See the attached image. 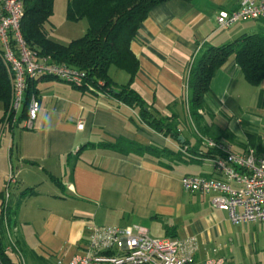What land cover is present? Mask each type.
Listing matches in <instances>:
<instances>
[{"label":"crops","instance_id":"obj_1","mask_svg":"<svg viewBox=\"0 0 264 264\" xmlns=\"http://www.w3.org/2000/svg\"><path fill=\"white\" fill-rule=\"evenodd\" d=\"M237 7L236 0H168L149 11L129 42L138 62L130 88L182 140L154 131L136 110L95 89L53 77L29 82L28 98L39 102L31 129L22 127L25 105L11 123L0 102V212L12 169L11 226L31 263L66 264L95 224L139 225L156 238L194 237V264L215 258L264 264V221L232 224L225 210L213 207L210 194L185 191L180 183L184 175L220 177L203 156L188 113L186 80L192 58L206 47L264 29V18L254 20L252 29L239 22L218 29L217 14ZM80 25L59 36L50 21L48 37L66 45L86 31L87 21ZM113 69L112 81L125 84L129 75ZM198 113L200 132L235 152L251 147L264 154V81L249 84L234 55L215 71ZM116 142L118 148L108 146ZM183 146L194 158L180 152ZM3 241L6 246L5 235Z\"/></svg>","mask_w":264,"mask_h":264},{"label":"built area","instance_id":"obj_2","mask_svg":"<svg viewBox=\"0 0 264 264\" xmlns=\"http://www.w3.org/2000/svg\"><path fill=\"white\" fill-rule=\"evenodd\" d=\"M238 7L217 14V28L226 29L242 20L264 18V0H236ZM23 16L22 0H0V56L10 74L11 99L5 114L6 121L17 122L16 114L24 105L28 82L39 77H53L75 86H82L85 73L81 70L53 63L39 57L30 49L20 33ZM87 88L92 89L89 85ZM39 102L31 96L22 127L31 129L37 116ZM83 124L79 122L77 128ZM205 150L218 152L210 157L220 177L184 175L182 188L188 192L210 194L213 207L225 210L232 224L264 221V154L248 147L233 151L211 137L198 134ZM185 156L194 158L187 146L179 148ZM16 183L15 172L7 175L2 192L1 211L7 243L5 251H16L25 264L16 243L15 229L7 225L6 212L10 207V188ZM81 248L66 264H194V237H151L139 225H91ZM61 262H58L60 264ZM196 264H225L222 258L207 259Z\"/></svg>","mask_w":264,"mask_h":264},{"label":"trees","instance_id":"obj_3","mask_svg":"<svg viewBox=\"0 0 264 264\" xmlns=\"http://www.w3.org/2000/svg\"><path fill=\"white\" fill-rule=\"evenodd\" d=\"M23 16L20 21L21 37L27 46L39 57L69 66L85 73L84 85H89L106 96L136 110L140 121L151 129L177 140L179 132L174 126L163 123L152 116L141 97L130 88L137 71L138 62L129 49V42L135 36L139 24L155 6L168 0H66V19L87 21L86 31L79 37L62 45L48 37V25L53 13L55 0H22ZM234 55L244 79L251 85L264 81V29L239 37L219 46H209L192 58L187 74L188 113L200 135V114L204 106V96L209 92L210 80L215 71L230 56ZM126 72L129 79L125 84H116L109 76V68ZM0 56V102L4 115L9 109L11 99V79ZM30 82V81H29ZM25 91L24 118L27 113L28 86ZM150 115V116H149ZM23 117V116H22ZM209 137V136H207ZM213 138V137H211ZM216 140L215 138H213ZM217 141V140H216ZM186 140L182 143L185 144ZM118 148L119 144L108 145ZM152 154L159 151L145 148ZM187 151H190L187 147ZM219 154L205 150L203 156L213 157ZM10 207L6 212L7 225L11 226ZM4 224L0 212V264H13L5 252ZM17 243V240H16Z\"/></svg>","mask_w":264,"mask_h":264},{"label":"rangeland","instance_id":"obj_4","mask_svg":"<svg viewBox=\"0 0 264 264\" xmlns=\"http://www.w3.org/2000/svg\"><path fill=\"white\" fill-rule=\"evenodd\" d=\"M65 14H66V0H55L53 3V13L50 17V21L54 25V28L59 29V31H57V35H59V36L66 34V30L69 29V26H71V24L77 28V27L81 26L80 24H84V21H85V19H82V20H84L83 22L81 21V23H79V25H75L77 23H74V21H70V20L66 19ZM70 22H71V24H70ZM253 22H255V21L246 19V20L239 21L238 25H243V26L247 27V29H252L249 27H251ZM249 31H251V30H247V33ZM113 70H115L119 74H122V72L118 71L116 68H114ZM21 254H22V258L24 259L25 264H38V262L31 263V260L29 259V257H27L28 254H25L22 251H21ZM8 255H9L13 264H21V256H19L16 251H14V250L9 251Z\"/></svg>","mask_w":264,"mask_h":264},{"label":"water","instance_id":"obj_5","mask_svg":"<svg viewBox=\"0 0 264 264\" xmlns=\"http://www.w3.org/2000/svg\"><path fill=\"white\" fill-rule=\"evenodd\" d=\"M178 140H182V138L181 137H178Z\"/></svg>","mask_w":264,"mask_h":264}]
</instances>
